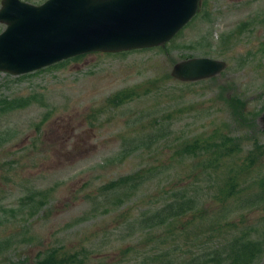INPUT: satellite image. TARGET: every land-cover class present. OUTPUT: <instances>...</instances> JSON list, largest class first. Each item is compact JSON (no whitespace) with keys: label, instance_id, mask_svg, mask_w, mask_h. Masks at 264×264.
<instances>
[{"label":"rangeland","instance_id":"374dc122","mask_svg":"<svg viewBox=\"0 0 264 264\" xmlns=\"http://www.w3.org/2000/svg\"><path fill=\"white\" fill-rule=\"evenodd\" d=\"M200 1L162 48L0 73V264H38L53 248L77 255L71 264H197L209 242L236 239L227 249L241 248L234 264H264V187L253 186L264 152L247 157L264 144V0ZM195 57L227 67L193 83L173 75ZM228 137L240 138L237 152L194 143ZM138 175L126 195L112 190L113 180ZM189 186L177 212L165 191ZM165 202L172 216L145 228Z\"/></svg>","mask_w":264,"mask_h":264},{"label":"water","instance_id":"95a60500","mask_svg":"<svg viewBox=\"0 0 264 264\" xmlns=\"http://www.w3.org/2000/svg\"><path fill=\"white\" fill-rule=\"evenodd\" d=\"M200 0H3L0 72L20 76L79 55L166 45L194 17ZM224 62L196 57L174 67L184 82L214 77ZM264 122V114L262 117Z\"/></svg>","mask_w":264,"mask_h":264},{"label":"trees","instance_id":"16d2710c","mask_svg":"<svg viewBox=\"0 0 264 264\" xmlns=\"http://www.w3.org/2000/svg\"><path fill=\"white\" fill-rule=\"evenodd\" d=\"M246 26H247V24L244 23V27H246ZM262 44H263V49H264V41L262 42ZM170 113L171 112H168V113H165L163 115L155 117V119L153 120L154 126H155L154 130L152 131L153 133H155L156 128L158 131L163 130L160 128H162L164 126V123L166 120V119H164V117L165 116L169 117ZM170 124L171 123H169L168 125H170ZM168 125L166 124V126H167V127L165 126L166 129L170 128ZM214 137H216V136H214ZM239 141H240V138L228 137L224 140H221L220 142L200 143L199 140H195L194 143H195L196 148L199 152L200 151L206 152V148L215 147V148H217V150H219L221 152L220 154L225 155V153H227L229 151L232 153L237 152V149H240V145H241ZM228 144H232V145L229 147ZM258 145H259V147H258ZM199 146H202V147H199ZM203 146L206 148H204ZM257 148L260 149V152H264V144H258L257 143ZM195 155H199V153L195 154ZM182 157H186V156L182 155ZM247 157L252 158V156H250V155H248ZM203 161L205 164L206 161L205 160H203ZM230 172H234V169L230 170L228 173H230ZM216 175L217 174L213 175L214 179L216 178ZM138 176L137 177L128 176V177L122 178L120 180H117V179L113 180L112 185H111L112 190H115L117 192V194L119 195V197L126 195L130 191L131 186H133L132 185L133 181H137ZM209 177H210V179H212V176L209 175ZM228 177H229V174H227V178ZM123 179H126V180H123ZM127 179H131L132 181L127 180ZM237 183L238 182L234 183V185L231 188L232 190L237 188V186H236ZM111 186L108 188H111ZM214 186H215V184H211V187H214ZM222 186H223V183L218 182L217 188L220 189ZM253 186H256L257 188H263L264 187V176L262 178H259L257 183H254ZM194 188H196V187H194ZM191 191H192V189L190 190V186H189V188L188 187H185L183 189L175 188V189H172L171 191H165V194H167L168 196L170 194L172 196V199L177 197L175 202H177V204H178V206L176 207L177 212H178V210L183 209L184 204L187 203L186 197L188 196V193H190ZM260 192L261 193L259 195H262L263 192L262 191H260ZM157 197L160 198L161 196H157ZM31 198L32 197H30L29 199H31ZM166 198L169 200L168 197H166ZM172 208L173 207H171V204H169L168 202H165L163 208L157 209L156 213L151 212V214H153L151 216V220L153 222L147 223L145 228H148V229L151 227L156 228L162 221H166L168 219V216H169L168 214L171 215L173 213ZM167 211H169V212H167ZM160 217H162V218H160ZM145 220H147V219H145ZM21 221H22L21 225H25L24 221L23 220H21ZM236 240L231 244L227 243V244L223 245L222 248L218 247L215 249H214V245L211 244L212 241L209 242V247L210 248L212 247V249L210 251H207L205 256H203L206 259L201 257L202 261L198 262L197 264H234V262H236L240 258L239 250L241 248L236 247V249L233 251H231L230 249L229 250H227V249H228V247H234V246L239 245L236 243ZM203 246L205 247L206 245H203ZM59 250H60V248H56V249L53 248V249L47 250L45 254H39L37 256L38 264H71L74 259H77V255H73V256H70L69 258H67L66 256H63ZM162 260H163V257H162Z\"/></svg>","mask_w":264,"mask_h":264},{"label":"flooded vegetation","instance_id":"af4514ba","mask_svg":"<svg viewBox=\"0 0 264 264\" xmlns=\"http://www.w3.org/2000/svg\"><path fill=\"white\" fill-rule=\"evenodd\" d=\"M2 1H3V0H0V5H2Z\"/></svg>","mask_w":264,"mask_h":264}]
</instances>
